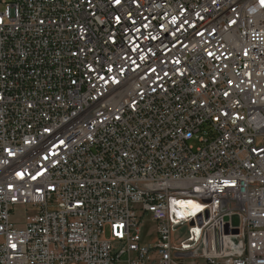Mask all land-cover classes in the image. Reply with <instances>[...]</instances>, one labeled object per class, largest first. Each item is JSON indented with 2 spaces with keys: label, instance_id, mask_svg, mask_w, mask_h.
<instances>
[{
  "label": "built area",
  "instance_id": "2783aa9c",
  "mask_svg": "<svg viewBox=\"0 0 264 264\" xmlns=\"http://www.w3.org/2000/svg\"><path fill=\"white\" fill-rule=\"evenodd\" d=\"M0 5V264H264L262 0Z\"/></svg>",
  "mask_w": 264,
  "mask_h": 264
},
{
  "label": "rangeland",
  "instance_id": "374dc122",
  "mask_svg": "<svg viewBox=\"0 0 264 264\" xmlns=\"http://www.w3.org/2000/svg\"><path fill=\"white\" fill-rule=\"evenodd\" d=\"M2 1H7V0H2ZM3 9V5H0V10ZM195 205H198L195 203ZM20 212L23 211V208H18ZM146 217L149 218V214H146ZM190 228V224L184 225L180 230H179V236H181L182 239H186L188 237V229ZM143 239L146 243H151L154 244L156 241V234H155V226L153 223L147 221V223L144 224L143 226ZM126 256L123 255L121 257V262L118 264H124L123 262L125 261Z\"/></svg>",
  "mask_w": 264,
  "mask_h": 264
},
{
  "label": "bare ground",
  "instance_id": "6f19581e",
  "mask_svg": "<svg viewBox=\"0 0 264 264\" xmlns=\"http://www.w3.org/2000/svg\"><path fill=\"white\" fill-rule=\"evenodd\" d=\"M195 203H197L198 205H195ZM182 204H188L190 210L193 209L194 211H197L201 206L197 201L194 200L183 201Z\"/></svg>",
  "mask_w": 264,
  "mask_h": 264
},
{
  "label": "water",
  "instance_id": "95a60500",
  "mask_svg": "<svg viewBox=\"0 0 264 264\" xmlns=\"http://www.w3.org/2000/svg\"><path fill=\"white\" fill-rule=\"evenodd\" d=\"M232 222H233V224L235 225V226H237L238 225V222H239V220H238V217L236 216V215H234L233 217H232ZM200 223V222H199ZM237 231H234V233H236Z\"/></svg>",
  "mask_w": 264,
  "mask_h": 264
},
{
  "label": "snow or ice",
  "instance_id": "6c2138e0",
  "mask_svg": "<svg viewBox=\"0 0 264 264\" xmlns=\"http://www.w3.org/2000/svg\"><path fill=\"white\" fill-rule=\"evenodd\" d=\"M262 3H264V0H262Z\"/></svg>",
  "mask_w": 264,
  "mask_h": 264
}]
</instances>
